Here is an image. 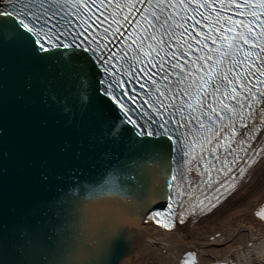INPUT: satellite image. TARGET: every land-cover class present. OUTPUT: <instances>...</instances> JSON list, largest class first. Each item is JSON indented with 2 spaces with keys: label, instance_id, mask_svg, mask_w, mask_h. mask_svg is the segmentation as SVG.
<instances>
[{
  "label": "water",
  "instance_id": "obj_1",
  "mask_svg": "<svg viewBox=\"0 0 264 264\" xmlns=\"http://www.w3.org/2000/svg\"><path fill=\"white\" fill-rule=\"evenodd\" d=\"M87 68L0 45V264H124L164 201L170 143L113 136L120 117Z\"/></svg>",
  "mask_w": 264,
  "mask_h": 264
},
{
  "label": "snow or ice",
  "instance_id": "obj_2",
  "mask_svg": "<svg viewBox=\"0 0 264 264\" xmlns=\"http://www.w3.org/2000/svg\"><path fill=\"white\" fill-rule=\"evenodd\" d=\"M9 2L14 5L10 11L0 10V45L28 44L30 41L38 54L51 51L40 38L41 33L44 32L43 26H37L41 21L43 24L49 22L48 19L42 20V17L49 16L50 8H45L43 0H41L39 4L40 13H34L30 11V6H35L33 0H19V7L15 6L17 0H9ZM91 2L95 7V0H91ZM103 2L104 0H101L102 5ZM138 3H141V0H135V2L129 0L123 5L129 10L128 14H121L120 4L117 3L115 7L118 11H113L107 15L104 12H100L98 15H81L79 21L83 27L77 35L88 33L90 29L93 30L94 34L88 40V46L76 45L75 47L84 53L91 52L89 59H92L96 57L100 47L107 49L110 43L117 40L123 45L122 37L125 35L132 36L133 32L138 33V38H133L131 45L118 49L122 53L120 60H125L130 52L139 53L131 56V60L135 63L126 71L130 74L131 71L135 70L136 65L144 63L146 66L140 68V71L145 74L151 73L148 78L153 84H156L154 77L158 75V72H153L152 69H159L160 72H163L164 75L161 77L163 80H168L170 73H174L178 77L175 84L179 92L172 93L171 99L175 100L177 96L181 99L179 106L169 104L168 107L175 108L179 119L173 120L172 114L169 113L170 118L168 120L161 116V120L157 121L145 112L144 115L147 120L136 123L128 116V111H125L124 116L127 119L118 118L112 135H118L126 123H132L131 135L140 140L161 135L172 140L173 137L169 135V132H177L178 130L176 128L169 129L166 125L175 123L180 128L186 129L188 137H190L183 153L185 156H189L197 146L200 147L201 152L205 151V145H211L207 151L217 160L221 159L220 156L216 155L221 148L231 155L236 151L233 148L234 144H243L247 139L254 138V132L259 130L257 123L264 124V89H257L254 92V85L249 79V77H254L257 84H264V80L259 79L264 77V19H261L264 17V0H256L253 4H248L247 0H244V7L252 9L250 15L259 21L261 31L258 34L253 30L251 20L247 23L243 19L237 21L232 17L225 20L220 11L214 9L208 0L198 3L196 8L192 9L195 16L202 18L200 20H197L195 16L187 15L192 0H180L179 7L185 15L179 16L178 19H174L176 13L168 12L165 14L166 9L177 7L170 0L167 2L157 0L155 5L152 0H146V6L142 12L137 8ZM233 5L235 8H240V0H233ZM80 7L88 9L91 13L87 0L83 5H77V9ZM200 8H213V11H216L215 18L210 20L211 14L205 15L204 12L199 11ZM150 9L153 10L149 11ZM257 9L260 11L257 12ZM132 10L139 12V19L131 16ZM221 10H223V5H221ZM55 15L56 11L51 9V17ZM189 20L192 21L191 25L188 24ZM61 21L72 24V21L68 20L66 16H61L57 24ZM125 25L132 27V32H129L124 27ZM197 26L207 27L208 32L201 37L200 33L196 31ZM101 29L102 35L97 39ZM141 29L142 31H140ZM233 29H235L234 35L230 37L225 35V33L232 32ZM48 31L50 32L51 29ZM57 31L60 29L57 28ZM158 34L159 38H157ZM185 38H187L186 44L184 43ZM173 40H175V44H173ZM209 40L211 45H216V47L210 46ZM92 43H96L97 48H91ZM132 45H135V48ZM61 46L73 47V45H57L56 47ZM252 49H259V51L254 52ZM196 50L201 51L203 55H197L195 60L188 59L189 54ZM109 51L111 52L110 49ZM141 56L144 57L143 61H141ZM115 57L116 53L111 52L106 59L102 56L98 59H103L104 64H109ZM182 59L184 62L179 63ZM172 60H176L177 63H172ZM165 64H168V70H165ZM104 83L105 81L101 80V84ZM108 87H111V84ZM140 87L144 88L145 85L141 84ZM164 87L167 92L172 91L168 85ZM156 91L165 100L169 99L167 92L160 91L159 87ZM102 92L106 97L111 96L115 104H120V99L109 93L107 89H103ZM126 94V92L122 93V95ZM129 98L132 99V97ZM63 103L66 110L71 109V104L66 99ZM160 103L161 106H164L163 102ZM258 105H260L259 108L256 107ZM149 106L157 115H160L158 107L151 104ZM185 109H187L186 113ZM249 109L255 110L249 111ZM250 120L256 122L249 124L247 121ZM237 123H239V128ZM155 124H159V127L164 129L163 133L149 130ZM239 129L246 131L241 132ZM178 136L184 137V133H178ZM179 142L183 143V140ZM137 146L148 147L142 144H137ZM224 159L226 161V157ZM185 163L192 164V170L199 171L197 165L205 163V161L203 155H193L191 160H186ZM240 171L243 172L244 169H240ZM200 174L205 173L201 172ZM257 215L264 218V210L258 211ZM188 255L193 256L194 254L189 253Z\"/></svg>",
  "mask_w": 264,
  "mask_h": 264
},
{
  "label": "bare ground",
  "instance_id": "obj_3",
  "mask_svg": "<svg viewBox=\"0 0 264 264\" xmlns=\"http://www.w3.org/2000/svg\"><path fill=\"white\" fill-rule=\"evenodd\" d=\"M263 200L264 163L243 189L215 214L191 223L193 226L178 228L175 234L145 223L144 215L145 241L135 258L124 264H178L181 254L194 246L201 247L200 259L204 264L229 258L238 259L239 264H264V231L257 235L243 225ZM254 222L260 230L264 229V224ZM217 234L219 238L215 237ZM211 237H215L213 242Z\"/></svg>",
  "mask_w": 264,
  "mask_h": 264
}]
</instances>
